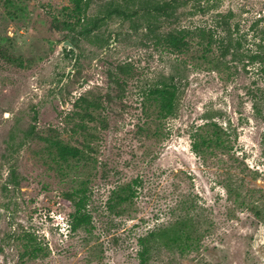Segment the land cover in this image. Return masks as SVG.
Listing matches in <instances>:
<instances>
[{
    "label": "rangeland",
    "instance_id": "374dc122",
    "mask_svg": "<svg viewBox=\"0 0 264 264\" xmlns=\"http://www.w3.org/2000/svg\"><path fill=\"white\" fill-rule=\"evenodd\" d=\"M169 1L95 0L78 24L70 0H0V264H264V61L213 69L197 43L175 53L156 39L202 27L264 57V0H177L171 18L144 11ZM111 6L141 11L106 18ZM119 65L130 70L121 87ZM161 82L177 88L162 121L146 98ZM107 93L95 121L76 115L80 97ZM51 130L84 158L61 162L41 139ZM217 135L222 147L207 150ZM68 192L90 215L75 231Z\"/></svg>",
    "mask_w": 264,
    "mask_h": 264
},
{
    "label": "trees",
    "instance_id": "16d2710c",
    "mask_svg": "<svg viewBox=\"0 0 264 264\" xmlns=\"http://www.w3.org/2000/svg\"><path fill=\"white\" fill-rule=\"evenodd\" d=\"M74 5L73 18L76 20V23L81 24L82 20L85 18V12L90 6V4L95 0H70ZM178 2L177 0H171L169 2L158 3L152 8L144 9L147 13H156L157 15L165 16L166 18H171L175 14V6L174 4ZM141 11V10H139ZM138 10L135 13H128L126 8L121 6H111L110 9H107L106 18H112L113 16L122 17V18H130L131 14H136L139 12ZM97 27V22H94L92 27H85L83 35H90L93 33L95 28ZM153 27L149 25L148 29L154 32ZM156 29V28H155ZM157 43L164 44L171 52L175 53H186L190 51L192 48V43L195 42L197 45L201 46L203 49V56L206 59V63L211 66L213 69H218L221 66L229 68V62L235 64L236 62H241L245 58H248L249 64H254L258 62H263L264 57L261 56L258 52L256 54L246 56L242 52H240V44L239 46H234L233 41H229L228 44L220 40H215L214 31L211 29H206L202 27H197L195 29L182 28V29H174L161 37L156 36ZM261 40L264 41V29L261 31ZM74 45L76 42H72ZM107 43V40H101L100 44ZM219 45V54L215 55L216 52L214 50V45ZM74 53V50H70ZM213 54V58L210 59V55ZM231 57L230 61L228 57ZM112 82L121 87L123 83L120 79V76H129L130 70L128 65H119L114 71V74H111ZM119 93H122L120 91ZM117 93V95L119 94ZM122 95V94H121ZM117 97V96H116ZM121 97V96H120ZM146 98L148 100L153 101L155 106V112H153L152 116H154L158 120H165L174 115L176 110V101H177V88L173 83L161 82L160 84L155 85L148 93ZM114 97L107 93L105 96V101L102 99H92L89 100L86 96L80 97L75 106H78L82 103L83 110L81 112H76L77 116L81 118L88 117L90 120L95 121L94 112L102 111L104 109L103 102L110 104L113 102ZM149 117V116H148ZM76 131V130H75ZM52 133H49L48 137L41 138L44 142H46L50 148H52L56 154L58 159L63 163H69L71 160L84 158V152L74 146H71L61 140L56 134L54 130H51ZM221 138L219 135L216 138H210L209 140H204L203 145L207 150L212 148H221L222 144L220 142ZM202 144L194 142L193 151L198 154L201 152ZM17 176L15 171L12 172L10 176V180L8 183L18 184ZM125 199V198H124ZM126 200V199H125ZM61 202L65 205L73 206V212L71 214V224L72 229L75 231L84 225H87L90 222V215L86 212L87 207V199L83 196H80L77 192H68L65 193ZM149 239L142 238L140 240V244L142 246V250L139 253V258L142 263H146L149 257V248L148 241ZM33 258H38L39 253L38 250L35 249L31 254Z\"/></svg>",
    "mask_w": 264,
    "mask_h": 264
},
{
    "label": "water",
    "instance_id": "95a60500",
    "mask_svg": "<svg viewBox=\"0 0 264 264\" xmlns=\"http://www.w3.org/2000/svg\"><path fill=\"white\" fill-rule=\"evenodd\" d=\"M63 46L68 47V48H70V49H74V45H73L71 42H69V41H66V42L63 44Z\"/></svg>",
    "mask_w": 264,
    "mask_h": 264
}]
</instances>
